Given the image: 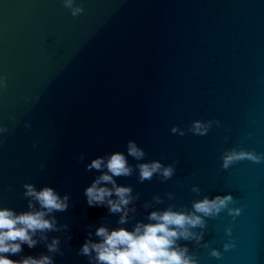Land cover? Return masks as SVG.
Returning a JSON list of instances; mask_svg holds the SVG:
<instances>
[{
	"label": "water",
	"instance_id": "obj_1",
	"mask_svg": "<svg viewBox=\"0 0 264 264\" xmlns=\"http://www.w3.org/2000/svg\"><path fill=\"white\" fill-rule=\"evenodd\" d=\"M83 7L72 17L62 0H0V76L8 80L0 89V124L9 128L0 135V205L26 210L25 182L67 192L68 210L55 215L71 239L48 234L61 238L55 264H89L77 252L88 226L116 227L118 216L87 204L84 189L97 173L85 164L126 154L133 139L145 160L176 163L167 181L116 178L141 194L135 219L146 218L152 209L143 202L156 194L165 202L155 208H191L194 199L231 193L242 212L207 219L209 248L180 243L199 264H264V162L220 167L228 148L264 153V0H83ZM195 119L220 126L206 136L171 133ZM228 226L235 247L224 251ZM22 247L9 258L47 252L42 243ZM212 247L219 259L209 255Z\"/></svg>",
	"mask_w": 264,
	"mask_h": 264
},
{
	"label": "clouds",
	"instance_id": "obj_2",
	"mask_svg": "<svg viewBox=\"0 0 264 264\" xmlns=\"http://www.w3.org/2000/svg\"><path fill=\"white\" fill-rule=\"evenodd\" d=\"M63 6L72 17L84 13L83 0H62ZM8 80L0 76V89L7 88ZM29 100V97H25ZM15 122V116H10ZM220 126L215 119H195L187 129L173 125L171 133L184 136L186 132L193 135L206 136L213 125ZM25 127H31L25 122ZM9 128L0 124V135L7 134ZM251 135V133H249ZM35 147V144H34ZM146 152L135 140L126 142V154L122 151H112L98 155L85 164V170L95 171L97 174L90 185L85 187L84 196L89 206H103L112 215L118 216L116 227H109L105 223L95 226L89 225L87 238L77 250L79 255L87 257L89 264H199L196 254L190 251V242L198 247L209 248V241L204 239L207 219L215 218L222 212H227L233 219L238 217L242 208L235 206L236 199L231 193L207 195L191 202V208L182 206L177 208L169 203L165 208H155L154 205L163 204L165 198L159 194L153 195L151 200H145L143 207L151 208L145 219H135L137 214L136 201L140 193H134L132 185L117 183L119 177H132L134 174L139 182L151 181L154 176L161 181L170 180L176 173V163L164 164L161 160H145ZM128 157L137 163H129ZM80 162L85 160V154L80 153ZM251 161L256 164L264 162V153L245 148H228L221 155L220 167L227 170L240 161ZM43 168V165H41ZM180 184V182H177ZM23 196L27 200V209L17 211L14 208L0 205V264H55V256L63 255L61 238L58 235L49 237V233H66L67 240L71 239L68 225L58 222L56 213L68 210L70 196L67 192L61 195L53 187H37L34 183L25 182ZM191 191L197 196L201 188L193 184ZM167 200L175 199L173 192L165 193ZM135 219L131 229L125 227ZM232 228H225L229 237L223 243V250L235 247L231 239ZM95 236L98 239H93ZM44 244L46 253L39 256H21L20 259H10L23 252V245L35 248ZM209 255L219 259L222 252L212 247Z\"/></svg>",
	"mask_w": 264,
	"mask_h": 264
}]
</instances>
